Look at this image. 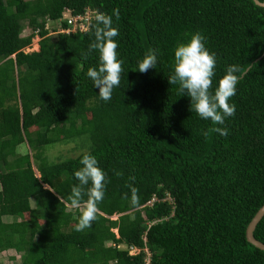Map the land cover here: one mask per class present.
<instances>
[{"label": "trees", "instance_id": "1", "mask_svg": "<svg viewBox=\"0 0 264 264\" xmlns=\"http://www.w3.org/2000/svg\"><path fill=\"white\" fill-rule=\"evenodd\" d=\"M85 10L83 31L49 38L47 23L51 33L63 30V14ZM97 11L113 16L124 61L107 102L87 76L98 52L83 58ZM196 32L216 55L212 91L227 66L256 65L238 83L224 125L201 119L168 83L175 47ZM33 36L36 51L24 53ZM150 48L159 50L156 68L140 73ZM213 127L229 134H202ZM70 143L73 155L45 154ZM20 144L27 152L16 153ZM85 152L107 180L97 219L76 231L79 211L60 198L79 183ZM130 176L137 208L122 199ZM263 203L264 13L253 0H0V252L18 254L17 264H264V252L244 239ZM251 235L264 245V213Z\"/></svg>", "mask_w": 264, "mask_h": 264}, {"label": "clouds", "instance_id": "2", "mask_svg": "<svg viewBox=\"0 0 264 264\" xmlns=\"http://www.w3.org/2000/svg\"><path fill=\"white\" fill-rule=\"evenodd\" d=\"M113 15L119 19L118 8L113 10ZM95 22L94 41L89 44L88 51L83 53V58L87 59L92 51L98 52V66L89 67L87 76L93 82V87L99 90L100 99L107 102L112 98L113 89L120 85L124 61L118 58V43L115 38L119 35V30L113 26V16L97 11ZM158 52V49L147 50L143 58L138 61L140 73L156 68ZM216 63L215 53L210 52L205 46V37L200 32L192 33L186 42L179 43L175 47L173 71L168 77V83L178 85L179 92L186 93L190 97L191 110H194L201 119L210 120L213 125H224L226 118L235 115L236 106L230 104L229 100L235 96L238 83L251 73L256 65L227 66L224 75L212 91ZM210 132L225 137L229 134L226 127H213L202 134L207 137ZM80 164L81 167L74 172L79 183L71 187L67 200L60 198V203H63L66 209L79 211V216L76 217V231L91 228L92 223L97 219L107 180L106 173L99 167L97 158L89 152L82 155ZM115 175L119 177L123 174L117 171ZM135 180V176L129 177L130 182L126 187L129 189L130 197L129 193H124L122 197L125 200L130 198L133 208L140 207L139 189L134 186ZM45 187L47 188V185Z\"/></svg>", "mask_w": 264, "mask_h": 264}, {"label": "rangeland", "instance_id": "3", "mask_svg": "<svg viewBox=\"0 0 264 264\" xmlns=\"http://www.w3.org/2000/svg\"><path fill=\"white\" fill-rule=\"evenodd\" d=\"M45 27L47 28V32H48L47 35L49 36V38L51 40H53L54 39L53 38L54 37V33H51V32L54 31L53 27H55V24L47 23ZM20 28H21L20 29V33H19L20 36H25V35H27L29 33L28 28H26L23 23H21V27ZM37 40H38V38L36 36H33L30 39L29 45L26 46L24 49H22L23 52L24 53H29V52L36 51V49H37V46H36ZM25 152H27L25 144H20L17 147L16 153L17 154H23ZM76 152H77V146L74 147V145L70 143V145L58 144V145H56L54 147H51L50 150L47 153H45V154H46L47 157L50 156L51 158H53V157H58V156L59 157H63V156L65 157V156L73 155ZM29 204H30L31 207L33 206L32 202H29ZM2 219L6 220V221L8 220L5 217H2ZM109 219L113 220V219H115V216H111V217H109ZM104 245H109V242H105ZM117 247H118V249H124L123 245H118ZM135 252H136V250H132V249L128 250V254H134ZM143 252L146 254L144 249H143ZM8 255H9V257L10 256L13 257L15 255L13 261L5 259V258H7ZM17 257H18V254H14V252L11 251V250H7L5 252H0V263H3V264H17L18 261H19V258H17Z\"/></svg>", "mask_w": 264, "mask_h": 264}, {"label": "water", "instance_id": "4", "mask_svg": "<svg viewBox=\"0 0 264 264\" xmlns=\"http://www.w3.org/2000/svg\"><path fill=\"white\" fill-rule=\"evenodd\" d=\"M253 3L257 6H259L263 13H264V0H262L261 2H256L253 0ZM264 213V203L256 210V212L254 213V215L251 217L250 221L247 223L245 229H244V239L245 241L250 244L251 246H253L254 248L264 252V245L257 242L256 240H254L252 238L251 232L256 224V222L259 220V218L261 217V215Z\"/></svg>", "mask_w": 264, "mask_h": 264}, {"label": "built area", "instance_id": "5", "mask_svg": "<svg viewBox=\"0 0 264 264\" xmlns=\"http://www.w3.org/2000/svg\"><path fill=\"white\" fill-rule=\"evenodd\" d=\"M66 13L68 12L66 11ZM91 13L92 12H88L85 10L81 15L71 16L69 14H66V15L63 14V20L65 22L66 27L63 30H56L53 33H57V32L68 33L74 30L83 31L85 29V26L87 24V21Z\"/></svg>", "mask_w": 264, "mask_h": 264}, {"label": "crops", "instance_id": "6", "mask_svg": "<svg viewBox=\"0 0 264 264\" xmlns=\"http://www.w3.org/2000/svg\"><path fill=\"white\" fill-rule=\"evenodd\" d=\"M5 218H7V219H8L7 221H9V220H10V219H9V217H5ZM1 221H2V222H7L6 220H3V219H2V217H1Z\"/></svg>", "mask_w": 264, "mask_h": 264}]
</instances>
